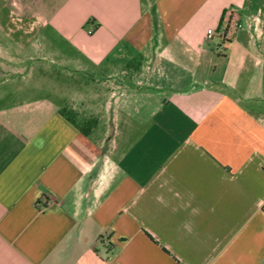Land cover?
Instances as JSON below:
<instances>
[{
  "label": "crops",
  "instance_id": "0c3cea01",
  "mask_svg": "<svg viewBox=\"0 0 264 264\" xmlns=\"http://www.w3.org/2000/svg\"><path fill=\"white\" fill-rule=\"evenodd\" d=\"M0 264H264V0H0Z\"/></svg>",
  "mask_w": 264,
  "mask_h": 264
},
{
  "label": "trees",
  "instance_id": "16d2710c",
  "mask_svg": "<svg viewBox=\"0 0 264 264\" xmlns=\"http://www.w3.org/2000/svg\"><path fill=\"white\" fill-rule=\"evenodd\" d=\"M62 112H63V109L61 110ZM65 115H66V117L68 118V119H71V120H73L71 117H70V115H68L67 113H65V112H63ZM76 125L79 127V129L83 132V133H86L87 131H88V129H89V127L91 126V124L90 123H88V122H80V123H76Z\"/></svg>",
  "mask_w": 264,
  "mask_h": 264
},
{
  "label": "built area",
  "instance_id": "2783aa9c",
  "mask_svg": "<svg viewBox=\"0 0 264 264\" xmlns=\"http://www.w3.org/2000/svg\"><path fill=\"white\" fill-rule=\"evenodd\" d=\"M211 32H212V29H211V28H207V29H206V34L209 35Z\"/></svg>",
  "mask_w": 264,
  "mask_h": 264
}]
</instances>
